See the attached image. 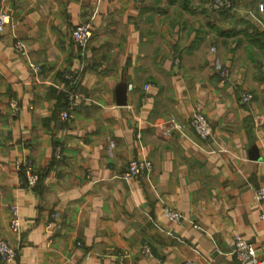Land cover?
Returning <instances> with one entry per match:
<instances>
[{
    "label": "crops",
    "instance_id": "obj_1",
    "mask_svg": "<svg viewBox=\"0 0 264 264\" xmlns=\"http://www.w3.org/2000/svg\"><path fill=\"white\" fill-rule=\"evenodd\" d=\"M213 2L0 0L9 15L0 34V238L16 249L0 264H238L233 233L264 257L251 191L264 185V11L256 6L264 0L220 10ZM79 23L92 32L85 52L71 37ZM67 75L77 77L72 99ZM194 111L212 137L187 125ZM171 118L185 127L163 135L159 125ZM135 156L151 161L150 175L122 178ZM23 159L41 175L35 188L19 184ZM163 205L187 220L168 221Z\"/></svg>",
    "mask_w": 264,
    "mask_h": 264
},
{
    "label": "built area",
    "instance_id": "obj_2",
    "mask_svg": "<svg viewBox=\"0 0 264 264\" xmlns=\"http://www.w3.org/2000/svg\"><path fill=\"white\" fill-rule=\"evenodd\" d=\"M213 10H220L223 8H231V0H214L212 3ZM257 10L259 12L264 11V4L262 2L257 3ZM252 19L257 20L254 14H252ZM9 23V15L4 11L0 10V34L3 33L5 25ZM92 32L88 25L79 23L71 30V37L74 44L80 50V52H85L88 48V43L91 38ZM13 49L19 53H25L26 45L24 42L15 40L13 43ZM31 73L34 76L39 74V65L30 61L27 63ZM220 76L223 81L228 79L229 73L226 68L220 70ZM69 79V87L64 91L68 98L72 99L76 96V93L73 91L75 86L76 75H67ZM149 84L146 83L143 85V91L146 92L149 88ZM252 99V95L246 91L241 92L240 100L243 103H248ZM10 109L13 113L18 112L19 107L16 101L12 100L9 102ZM63 118H67L68 114L65 112L62 114ZM166 122L159 125L163 135H171L173 130L182 129L185 127L184 124L178 123L174 119H167ZM187 125L194 131V133L201 139H208L213 135V127L208 120V118L199 111H194L188 121ZM137 137H140V133L136 134ZM16 169L18 172L21 170L23 176H19V184L21 186L32 188L37 182L39 176L35 170L30 159H23L20 162L16 163ZM152 171L151 161L146 156H135L133 157L126 166L125 170L120 174L124 179L137 178L139 176L148 177ZM254 200L258 202L260 207L259 217L264 219V185L251 189ZM12 211V218L9 223V227L13 232L19 231V220L17 217V209L15 205L10 206ZM163 216L170 222L181 223L187 218L178 210L168 205H163L162 207ZM56 216V214H54ZM194 228L200 229L197 224L192 225ZM232 249L231 252L235 257L238 264H264V257L259 258L256 255L254 246L251 242L244 239L238 233H233L232 235ZM144 254H149L150 249L146 245L142 247L141 250ZM16 257V249L11 245V243L5 239L0 238V260L4 263L12 262ZM184 264H195L191 259H187Z\"/></svg>",
    "mask_w": 264,
    "mask_h": 264
},
{
    "label": "trees",
    "instance_id": "obj_3",
    "mask_svg": "<svg viewBox=\"0 0 264 264\" xmlns=\"http://www.w3.org/2000/svg\"><path fill=\"white\" fill-rule=\"evenodd\" d=\"M60 98L62 99V104H63V107L65 108L68 105V100H66V94L64 92L63 93L60 92ZM37 173H38L39 178H38L37 182L35 183V185L32 188H35L41 182V175L39 174L38 171H37ZM19 176L20 177L23 176V173H22L21 170L19 171Z\"/></svg>",
    "mask_w": 264,
    "mask_h": 264
},
{
    "label": "rangeland",
    "instance_id": "obj_4",
    "mask_svg": "<svg viewBox=\"0 0 264 264\" xmlns=\"http://www.w3.org/2000/svg\"><path fill=\"white\" fill-rule=\"evenodd\" d=\"M137 133H140V132H137ZM137 133H136V134H137ZM140 135H141V133H140Z\"/></svg>",
    "mask_w": 264,
    "mask_h": 264
}]
</instances>
